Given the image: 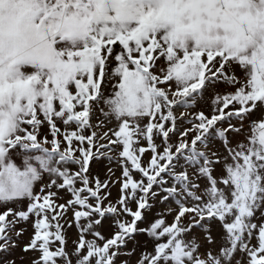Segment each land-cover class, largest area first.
Listing matches in <instances>:
<instances>
[{"label": "snow or ice", "instance_id": "1", "mask_svg": "<svg viewBox=\"0 0 264 264\" xmlns=\"http://www.w3.org/2000/svg\"><path fill=\"white\" fill-rule=\"evenodd\" d=\"M220 83L234 90L190 111ZM258 110L264 0H0V264H15L16 225L29 221L32 264H127L140 236L153 251L138 264H264ZM117 149L120 177H94ZM213 224L223 243L202 257L193 230L214 244Z\"/></svg>", "mask_w": 264, "mask_h": 264}, {"label": "rangeland", "instance_id": "2", "mask_svg": "<svg viewBox=\"0 0 264 264\" xmlns=\"http://www.w3.org/2000/svg\"><path fill=\"white\" fill-rule=\"evenodd\" d=\"M233 90L234 89H232L231 87H229L223 83L217 84L212 89H209L207 91V93L204 94V98L201 101H199L197 106L195 108L191 109L190 111L191 112H197V111L209 112L211 110V98H212L213 92L223 94V93L230 92ZM262 114H264V110H258L255 113L251 114L250 120L259 121ZM97 117L99 119H103V117L100 116L99 114H97ZM249 122H250L249 119H246L244 122V124H245V126H244L245 135L250 134ZM177 123H178V127L181 129L189 126L185 122L178 121ZM107 127H115V123L113 122L112 124H108ZM42 132L44 135H47V129H43ZM245 135L231 136L232 144L235 145L238 141H245ZM171 142L175 143L176 138L173 137ZM157 143L159 144L160 141L157 140ZM209 151H215V152L221 153L222 155H226L223 147L221 146V144L219 142H216L215 144H213ZM118 152H119V149H117L116 152L111 153V155L113 156V161L111 163H109L107 159L94 161L91 168H90L92 175L94 177L99 176L101 181H104V180L109 179V178L111 180H116L117 178H119L121 175V165L117 162L119 160ZM147 157H148V154L146 153L145 154V161L147 160ZM109 169H111V171H109ZM113 173L115 175H113ZM189 173H190V176L194 175L193 169H189ZM215 174L216 175L220 174L219 166H217V170H216ZM46 182H47V180H45V183ZM199 183L203 187V185L206 183V181L201 179L199 181ZM110 189H111V199L113 201H115L116 198L119 196V185L118 184H111ZM37 191H39V188H37ZM59 195L62 197V199L58 201L59 203H63L65 200H68L70 198L69 195L63 191L60 192ZM157 207L161 211L167 212V209H169V208L175 209L176 205L174 204L173 201L170 200V201L165 202L164 204H158ZM3 210H4L3 208H0V211H3ZM174 214L175 213L173 212L172 214L166 215L165 218H166L167 223L170 224L172 222ZM71 215H72V213L69 211L67 216H65L64 219L68 220L70 222ZM9 219H11V217H9ZM256 222L259 223L260 221L257 220ZM62 223H63V221H62ZM141 226L144 227V225H141ZM16 228L17 229L23 228V229H25V231L23 232V234L20 237L16 238V247L14 249H12L11 256L9 258L14 260L15 264H32V262L34 260L39 258V253L36 251L25 252L23 250L24 246L30 242L32 235H33L32 222L29 221L28 223H18L16 225ZM66 228H67L66 234H67V240H68L67 248L69 250H71L74 247L73 241H75L77 239V229H76L75 225H73L70 228H68L66 225ZM193 231H194L195 237L198 239V241L201 244L200 253H201L202 257L204 256L205 252H207V251H211L213 255H215L219 252L220 246L223 243V241H222L223 229L218 224L211 225V235L215 241L214 244H209L207 242V240L204 238L205 233L198 231V230H193ZM103 232L106 236L110 235L108 225H105ZM13 236L15 238V233H13ZM89 239H91V237H89ZM137 239H138V244L136 245L135 253L133 255H130V256L127 254L121 255L120 261H122V262L126 261L127 264H138V261L141 259L142 252L146 251L148 253H151L153 251V243L150 240H148L147 237L140 236ZM252 243L255 244L256 241L253 240ZM128 247H129V249H131L133 247V245L129 244Z\"/></svg>", "mask_w": 264, "mask_h": 264}, {"label": "crops", "instance_id": "3", "mask_svg": "<svg viewBox=\"0 0 264 264\" xmlns=\"http://www.w3.org/2000/svg\"><path fill=\"white\" fill-rule=\"evenodd\" d=\"M207 93V91L205 92V94Z\"/></svg>", "mask_w": 264, "mask_h": 264}]
</instances>
